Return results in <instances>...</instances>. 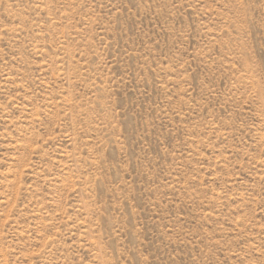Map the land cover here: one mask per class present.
I'll list each match as a JSON object with an SVG mask.
<instances>
[{
  "label": "rangeland",
  "instance_id": "374dc122",
  "mask_svg": "<svg viewBox=\"0 0 264 264\" xmlns=\"http://www.w3.org/2000/svg\"><path fill=\"white\" fill-rule=\"evenodd\" d=\"M0 264H264V0H0Z\"/></svg>",
  "mask_w": 264,
  "mask_h": 264
}]
</instances>
